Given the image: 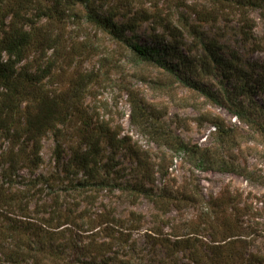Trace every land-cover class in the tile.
Wrapping results in <instances>:
<instances>
[{"label":"rangeland","instance_id":"obj_1","mask_svg":"<svg viewBox=\"0 0 264 264\" xmlns=\"http://www.w3.org/2000/svg\"><path fill=\"white\" fill-rule=\"evenodd\" d=\"M125 2L94 0L93 5L95 9H105L112 4L120 13L130 10L128 15L143 8L152 17L137 22L134 30L128 32L141 44H175L176 50L194 62L202 54L201 43L213 40L224 56H237L249 78L264 80V53L261 50L264 17L259 10L246 9V15L253 23L248 27L242 21L244 15L236 8L225 7L222 14L209 12L210 6L204 0H131V5H125ZM203 9L207 16L201 20L197 12ZM76 11L77 17L72 15L65 20L61 30L77 52L86 50L71 63L65 59L58 62L54 69L58 79L53 87L58 91L66 89L74 71L82 73L87 86L80 104L91 119L90 127L92 124L96 130L101 124L110 132L117 131V137L125 138L126 145L114 150L102 140L99 155L89 163L93 172L78 170L69 174L56 163V141L53 132L49 131L40 139L38 164L29 169L19 168L14 174L23 179L38 175L48 178V184L41 186L43 191L39 194L38 204L52 202L55 194L53 190L47 192L52 188L59 191L55 192L71 209L75 208L73 204H78L76 214L92 213L95 217L92 224L96 226H104L96 215H112L114 218L110 216L109 221H117L118 226L114 235L127 238L117 251L121 259L130 264L165 263L166 250L158 241L157 231L164 237L170 233L190 236L198 248L204 250L207 244L215 242L211 240L217 239L219 234L212 238L213 232L227 227L234 235L236 245L243 246L241 251L245 255L248 252L264 253V184L248 182L229 172L198 170L181 154L173 153L163 145L157 146L130 121V101L137 97L151 111L152 121L162 124L166 132L190 145L210 148L218 155L264 175V85L255 84L251 94L261 117L254 125H246L224 105L200 92L203 87L220 98L222 86L227 88L220 74L194 76L181 68H172L175 60L169 58H164V65L143 62L86 20L87 10L82 5L78 4ZM122 19L118 15L115 20L122 22ZM183 22L192 27L183 30ZM213 120L221 122L227 133L220 135ZM80 122L81 118L74 117L67 125H59L64 144L61 161L68 160L84 134ZM10 147L11 142L0 140V161L4 160L2 157ZM1 169L0 163V185L3 181ZM163 171H166L164 176L161 175ZM100 179H105V183L98 184ZM134 183H143L153 193L162 194L164 203H153L147 195L137 191ZM61 185L70 190L62 192ZM13 187L22 188L20 184ZM84 194L86 200H82ZM35 203L29 204V211ZM191 231L194 234H190ZM99 235V239L106 237L104 232ZM169 236L174 239V235ZM54 241L61 240L54 238ZM12 243V240H3L1 247H11ZM64 256L67 259L73 254L69 252ZM170 258L167 259L169 264H173L172 261L176 264L191 262L187 250ZM262 259L257 264H264V257ZM0 264L13 263L4 260L0 254Z\"/></svg>","mask_w":264,"mask_h":264},{"label":"trees","instance_id":"obj_2","mask_svg":"<svg viewBox=\"0 0 264 264\" xmlns=\"http://www.w3.org/2000/svg\"><path fill=\"white\" fill-rule=\"evenodd\" d=\"M124 1H127L125 5L132 4L131 0ZM204 1L210 6L209 12L219 11L222 14L225 7L232 10L236 8L244 15L242 21L248 27H252L253 23L246 15L247 8L259 10L264 17V0ZM93 3L94 0H0V140L11 142L10 149L2 157L4 160L0 161L3 180L0 185V241H13L11 247H1L0 243V254L4 260L13 264H130V261L122 260L117 251L127 238L124 239L121 234L114 235L113 231L118 226L115 224L117 221H109L110 216L114 218L112 215H96L104 222L103 227L96 226L92 224L95 219L92 213L76 214L78 204H73L75 208L71 209L56 193L59 191L52 188L46 189L48 193L53 190L55 194L52 202L38 204L39 194L43 191L41 186L48 184V178L38 175L23 179L21 175L14 174L19 168L29 169L38 164L39 142L49 131L53 132L56 141V163L69 174H75L78 170L93 172V169H89V163L99 155L102 140L114 150L126 145L125 138L117 137V131L110 132L108 127L101 124L96 130L92 124L90 127L91 119L80 104L87 86L82 73L74 71L66 89L58 91L53 87L58 79L54 72L58 62L65 59L71 63L73 58L82 56V52L86 50L77 52L61 30L65 20L72 15L77 17L78 4L87 10L84 15L86 20L109 34L111 39L123 44L139 60L164 65V58H169L175 60L172 68H181L194 76H203L204 73L220 74L227 83V88L222 86L220 98L203 87L200 92L216 100L217 104L224 105L246 125H254L256 119L261 117L260 110L251 100V94L256 88L255 84L263 87L264 80L249 78L247 71L238 63L236 55L224 56L213 40L201 43L202 54L194 62L188 55L176 50L175 44H141L128 32L134 30L137 22L150 18L149 11L142 8L128 15L130 10L120 13L118 7L112 4L105 9H95ZM118 15L123 18L122 22L115 20ZM206 16L205 9L197 12V17L201 20ZM190 27L192 26L183 22V30ZM261 50L264 53V35ZM151 115V111L141 100L137 97L131 99V123L157 146L163 145L171 152L181 154L182 158L198 170L229 172L248 182L264 184V175L261 173L242 167L210 148L188 144L166 132L158 121L153 122ZM74 117L81 118L80 125L84 134L72 149L68 160L61 161L64 144L59 125H67ZM213 123L220 135L227 133V128L221 122L213 120ZM164 172L166 171L161 175L164 176ZM103 183L105 179H100L98 184ZM17 184L22 188L13 187ZM84 186H88L87 183ZM134 187L139 193L147 195L153 203H164L162 194L153 193L143 183H134ZM60 188L62 192L70 190L62 185ZM82 200H86L85 194ZM34 201L36 203L33 210L29 211L28 206ZM101 232L106 235L104 239H99ZM155 233L160 237V245L166 250L164 264H169L167 259H171L170 256L184 250L189 252L191 262L188 264H257L264 257L261 252H248L245 255L241 251L243 246L236 245V239L227 227L215 230V234L211 236L214 238L219 234L218 240H211L215 242L207 244L204 250L199 249L190 236L179 237L170 233L164 237L159 231ZM189 233L194 234V231ZM169 235H174V239ZM54 238H60L61 241L55 242ZM65 252H71L73 256L65 259ZM42 261L45 263H41Z\"/></svg>","mask_w":264,"mask_h":264}]
</instances>
